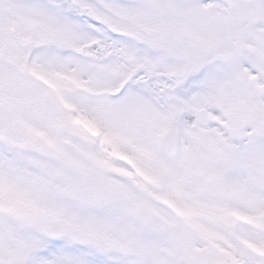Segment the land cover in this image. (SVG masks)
<instances>
[{"label":"snow or ice","instance_id":"snow-or-ice-1","mask_svg":"<svg viewBox=\"0 0 264 264\" xmlns=\"http://www.w3.org/2000/svg\"><path fill=\"white\" fill-rule=\"evenodd\" d=\"M0 264H264V0H0Z\"/></svg>","mask_w":264,"mask_h":264}]
</instances>
